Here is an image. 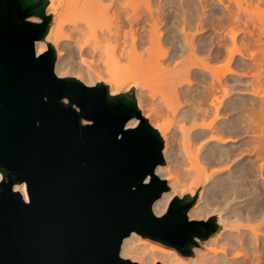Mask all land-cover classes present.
I'll list each match as a JSON object with an SVG mask.
<instances>
[{
	"label": "water",
	"instance_id": "1",
	"mask_svg": "<svg viewBox=\"0 0 264 264\" xmlns=\"http://www.w3.org/2000/svg\"><path fill=\"white\" fill-rule=\"evenodd\" d=\"M49 3L0 0V264H140L120 254L133 232L193 256L218 217L189 218L199 192L154 213L170 189L156 174L165 140L134 86L113 93L59 76L51 42L37 54ZM23 183L28 200L15 190Z\"/></svg>",
	"mask_w": 264,
	"mask_h": 264
},
{
	"label": "bare ground",
	"instance_id": "2",
	"mask_svg": "<svg viewBox=\"0 0 264 264\" xmlns=\"http://www.w3.org/2000/svg\"><path fill=\"white\" fill-rule=\"evenodd\" d=\"M48 11L57 14L36 51L43 54L53 42L59 76L65 42L76 43L79 52H99L109 66L124 57L139 68L136 78L145 63L156 76H167L171 107L161 97L185 121L180 129L190 191L201 188L190 218L219 216V232L188 259L136 232L123 240L121 256L140 264H264V0H50ZM135 89L144 117L165 140L166 160L170 140L154 122L157 103L148 99L156 92L146 81ZM138 123L133 118L127 128ZM156 174L171 187L153 205L160 216L180 185L167 163ZM15 190L28 200L25 183Z\"/></svg>",
	"mask_w": 264,
	"mask_h": 264
},
{
	"label": "rangeland",
	"instance_id": "3",
	"mask_svg": "<svg viewBox=\"0 0 264 264\" xmlns=\"http://www.w3.org/2000/svg\"><path fill=\"white\" fill-rule=\"evenodd\" d=\"M141 2L139 1V3H141ZM143 6H144V4H143ZM47 14L53 15V21L51 24V26H52L54 24L55 15L57 14V12H53V11L49 12L48 11ZM33 20L40 21L41 19L35 17V18H33ZM50 42L53 44L52 41H50ZM120 47H121V45H120ZM62 48H64V52H65L63 58L61 59L62 69H63V73H64L63 76L76 77L84 83L87 82L88 85H95V84H98L100 82H103V83L110 86V89L113 93L126 92V91L130 90L133 86L136 88L137 85H139L140 83L145 82V81L149 84V86H151V88H153L152 90L156 92V96H155V98L148 96V99H150L152 102H154V104L157 103L156 108L158 107L157 108L158 112L155 113L157 116H156V120L154 122L156 124L164 126L165 131L167 132L169 140H170L169 149H168V153H167V159L165 160V164L167 163V165L172 170H174V174L179 181L180 186H179L178 193L176 196L184 197L187 194L193 195L190 191L192 188L191 183L193 180L191 178L192 176L188 173L189 172L188 171L189 170V163H188L187 157L185 156V153L183 151V145H182L183 139H182V134H181V129H180V127L185 124V121H181L179 116L177 117L176 114L172 113L174 111L169 109V107L167 108V106H165L166 103L164 102V100L161 97L162 95L166 96L167 97L166 99L168 100V102L169 101L171 102V103L169 102V105L171 107V104H173V102H172V100L168 99V93H167V89H166V77L167 76L164 78L160 77V76H156V74L151 73L149 71V68L151 65L150 64L148 65L147 63H145L144 74H142L136 78V77H134V72L137 71L139 68H137L136 65H133L129 62H126L124 57H123V59H121V62L119 64L117 62H111L110 66H109L107 64V62L109 63L110 59L108 61H106L107 58H105V56H104L105 59L102 57L103 60L102 59L100 60V58H101V55L99 57L100 53L97 52L98 55L96 53L93 54L92 52H90V49H86L83 52H79L80 50L78 48V45H76V43H74V42H71L69 46H67V43L65 42V43H63ZM120 49L121 48H119V45H118V48H117L118 51L116 50L117 55H119L123 51V49H122V51H119ZM74 53H75V55H74ZM91 53H92V55H91ZM166 64H167V62H166ZM171 66H173V65L171 64ZM144 93L148 94L149 90H146ZM141 111H143V110H141ZM145 113H150V111H148V109H146ZM248 138L249 137H246L245 139H248ZM194 147L195 146H193V148ZM168 191H171V187ZM182 192H184V194ZM196 192L201 193V188L196 190L194 193H196ZM176 196H174L172 198V200ZM171 201L169 202V204L171 203ZM201 201L202 200L197 201L193 205V207L190 208V210L188 212L189 218L196 211V206ZM213 215H216L217 217H219L218 214H213ZM198 220H201V219H198ZM142 240L146 241L147 243H151V244L157 245V246H163V247H166L168 249H171L173 251L178 252L177 250H175L173 248L167 247V246H165L159 242H155L151 239H146V238L142 237ZM208 240H205V241L199 240V243H200L199 247L195 246L193 250H196L197 248L203 249L205 246H207ZM178 253H179V255H181L182 257H184L186 259L191 257V256H184L180 252H178ZM193 256H195V253L193 254Z\"/></svg>",
	"mask_w": 264,
	"mask_h": 264
}]
</instances>
